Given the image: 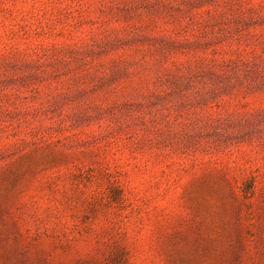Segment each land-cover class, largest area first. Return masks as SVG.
Wrapping results in <instances>:
<instances>
[{"label": "rangeland", "instance_id": "obj_1", "mask_svg": "<svg viewBox=\"0 0 264 264\" xmlns=\"http://www.w3.org/2000/svg\"><path fill=\"white\" fill-rule=\"evenodd\" d=\"M0 264H264V0H0Z\"/></svg>", "mask_w": 264, "mask_h": 264}]
</instances>
